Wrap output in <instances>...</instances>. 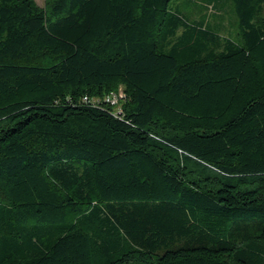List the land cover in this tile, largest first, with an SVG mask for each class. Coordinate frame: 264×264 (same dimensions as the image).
Returning a JSON list of instances; mask_svg holds the SVG:
<instances>
[{"label":"trees","instance_id":"trees-1","mask_svg":"<svg viewBox=\"0 0 264 264\" xmlns=\"http://www.w3.org/2000/svg\"><path fill=\"white\" fill-rule=\"evenodd\" d=\"M172 1L0 0V264H264V0Z\"/></svg>","mask_w":264,"mask_h":264},{"label":"rangeland","instance_id":"rangeland-1","mask_svg":"<svg viewBox=\"0 0 264 264\" xmlns=\"http://www.w3.org/2000/svg\"><path fill=\"white\" fill-rule=\"evenodd\" d=\"M225 1V2H224ZM220 4L212 0H173L172 6L178 7L179 11L190 21L202 20L206 18L207 21L216 23L213 25L219 33L223 36L230 37L233 40H239L238 17L233 11V5L228 0H224ZM39 5H44L45 0H36ZM123 87L120 86L117 90L118 96L121 97L118 105L114 109H118L122 105L124 95L122 94Z\"/></svg>","mask_w":264,"mask_h":264},{"label":"built area","instance_id":"built-area-1","mask_svg":"<svg viewBox=\"0 0 264 264\" xmlns=\"http://www.w3.org/2000/svg\"><path fill=\"white\" fill-rule=\"evenodd\" d=\"M123 94V93H122ZM86 98V97H85ZM87 99V98H86ZM121 97H114V95L111 94V92L107 95H105L102 98H94V100L97 103H100L101 101L104 102L105 104H108L110 106H116L119 104Z\"/></svg>","mask_w":264,"mask_h":264},{"label":"bare ground","instance_id":"bare-ground-1","mask_svg":"<svg viewBox=\"0 0 264 264\" xmlns=\"http://www.w3.org/2000/svg\"><path fill=\"white\" fill-rule=\"evenodd\" d=\"M111 94L114 95V97H119L117 92H112Z\"/></svg>","mask_w":264,"mask_h":264}]
</instances>
